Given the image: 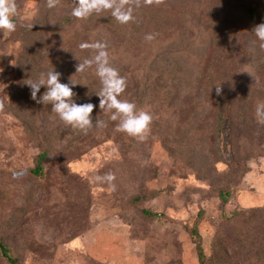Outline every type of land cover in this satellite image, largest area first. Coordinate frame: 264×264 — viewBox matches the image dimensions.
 Listing matches in <instances>:
<instances>
[{
	"label": "rangeland",
	"instance_id": "obj_1",
	"mask_svg": "<svg viewBox=\"0 0 264 264\" xmlns=\"http://www.w3.org/2000/svg\"><path fill=\"white\" fill-rule=\"evenodd\" d=\"M255 1L165 0L160 6L135 8L128 24L93 18L63 36L68 40L65 46L38 48L32 65L25 56L31 47L26 44L22 49L21 39L40 45L38 35L41 39L47 31L39 26L42 18H53L52 28L58 17L71 13L73 5L60 0L50 9L47 0H16V30L0 33V240L8 241L22 264H200L187 231L191 226H197L207 254L218 264H264V151L259 147L232 168L234 151L223 149L229 143L228 130L214 135L213 118H204L205 112L177 132L175 127L167 129L173 142H164L153 126L142 142L101 138L95 144L88 139L68 147L71 132L50 105L31 98L26 84L51 67L59 72L62 66L67 68L68 80L60 77L61 83L70 84L72 78L77 83L73 90L87 83L96 85L98 90L91 88L97 96L101 84L95 69L75 73L78 60L92 55L79 45L102 41L107 43L111 66L120 75L126 73L130 87L133 70L142 76L157 69L145 67L156 57L163 66L168 59L177 62L187 81L200 85L214 32H225L230 26L225 53L231 61L225 67L243 82L249 77L264 85L260 67L264 49L244 11ZM258 22L264 23V18ZM28 25L33 26L29 34ZM148 34L155 39L145 40ZM150 85L157 84L151 81ZM42 88L38 97L44 93ZM157 90L152 86L153 93L138 106L152 115V121L167 105ZM76 99L84 104L80 97ZM170 120L164 122L172 125ZM47 133V141L52 140L50 155L44 174L36 177L31 170L48 146ZM107 174L114 179H99ZM224 189L231 193L225 203L219 198ZM77 190L84 200L74 198ZM130 195L141 198L126 203ZM143 210L155 216L144 218ZM0 264H9L1 254Z\"/></svg>",
	"mask_w": 264,
	"mask_h": 264
},
{
	"label": "trees",
	"instance_id": "obj_2",
	"mask_svg": "<svg viewBox=\"0 0 264 264\" xmlns=\"http://www.w3.org/2000/svg\"><path fill=\"white\" fill-rule=\"evenodd\" d=\"M62 1L66 4H71L74 6L73 0ZM255 2L256 3L254 4L245 6L244 10L245 14L252 22L253 28L259 24V18H264V0H257ZM106 17H109L114 24H117V21L111 17L110 12H102L100 14L93 13L91 17L86 20H76L70 14L62 15L57 18V24L51 28V21L53 18H51L49 15H45L44 18H42L39 26H44L47 31H44L45 33H43L41 39L39 35L37 39L42 43L36 46L35 44L28 43V39L25 37V40L21 39V47L23 49L25 46H27L26 44L31 47L29 53L25 56L32 61V65H35L32 59L33 57L36 58V55H38V48L41 50H54V47L57 44H59V47L65 46L68 43V40L65 39L68 32L74 30L77 31V29L80 27L83 28V22L88 24V22L93 18H96L99 20V22L104 23ZM30 30L31 29L29 27L28 34ZM231 31V27L228 26L225 29V32H220L219 30L214 32L215 39L210 46L208 59L205 61V65L201 68L199 77L201 83L200 85H192V82H188L186 79V74L183 73V71H185L184 68L177 67V62L172 64L168 59V61L166 60V65L163 66L161 59L156 57L149 61L148 65L145 67L157 69H153L148 73H144L142 76H140L139 71H135L136 69L133 70V77L130 78L133 86H131V88L129 86V81L126 80V90L119 98L135 103L137 105V109L139 110L138 106L142 102L143 98L147 94L153 93L152 86L154 90L157 87V95H159V97H164L167 105L166 107H163L162 110L158 108L160 113L152 121L150 128L152 130V127L154 126V131H157L161 136H163L162 140L166 143L175 141L174 137L168 132L167 129L175 127V132H177L178 129L182 128L185 124L191 125L192 122L197 119V117L200 118V115L205 112L204 118H213L211 119L212 124L210 127L213 129L212 133L214 135L216 133L214 131H218L219 134L222 135V133L225 132L224 128L228 130L227 134L229 143H227V145H223V149L225 152L233 149L234 153L231 152L232 161H230V165L232 168H238L239 165L237 163L248 159L249 157L246 158L247 155H254L253 151L251 150H253L255 147H259L260 150L264 151V124L258 123L255 116L256 105L259 102L264 101V85H261L260 83L257 85L249 81V77L248 80L243 82V80L239 78L240 76L234 70L229 67H225V65L229 64L231 61V59H229L225 53L226 45H228V38H231ZM63 36L66 37L63 38ZM63 40L64 44L61 43ZM262 64H264V57L260 63V67L264 68V65ZM53 69L56 70V67H51V70ZM150 72H154L156 74L152 75ZM59 73L61 74V78L68 80V78L65 77V74L67 75L66 67L61 66ZM121 76L125 79L127 77L126 73L124 72H122ZM138 77H140L139 81ZM151 81H154V83L157 85H150ZM64 83L67 82L64 81ZM218 85H220L222 88V92L219 95L216 92V86ZM91 87L95 89L96 85H89V83H87V85H84L82 88L84 89L83 91L78 85V87L73 90V97H75V100H77L76 98L80 97L84 104H94L96 107L92 113V119L94 114L95 117L100 115V117L97 116L96 118L102 119V121L107 119L105 120L106 126L97 128L94 125L87 132V134H84L79 130L68 131L70 128L66 127V131L71 132V144L69 146L67 144V146H78L88 139L95 144L99 142L101 138H113L115 141H119L118 143H121L119 138H122L123 141L125 140L127 142L135 141L133 137L128 135L125 137L126 133L115 130L118 121H111L108 118V115H105V113H103V111L99 108V97L94 96V91ZM46 90V87L43 86L42 91L45 92ZM88 100L91 102H87ZM80 104L83 103L80 102ZM49 105V107L52 109V105ZM166 110L169 112H165ZM55 116L57 115L55 114ZM165 119H171L170 122L172 125L169 124V121L164 122ZM95 122L96 120L94 118L93 123L95 124ZM104 128H108V131L103 132L105 130ZM48 134L49 133H47L45 137L46 141ZM49 141L51 142L52 140ZM49 141H47V148L37 155L35 167L31 170L33 175L36 177H42L44 174L45 162L50 155ZM248 145L251 146V149L247 148ZM242 165L245 166V164ZM74 196L76 200L78 197L81 200H84V196L80 190H77ZM230 196L231 193L229 190L224 189L219 192V198H221L224 203L229 200ZM140 198L141 196L139 195H130L128 200H126V203H136ZM77 206L78 210L82 209L81 204H77ZM142 215L144 218H151L155 216V213L148 210H143ZM236 215H242V213H236ZM187 231L195 244L199 263L218 264L216 259H211L207 254L202 235L197 226H191L187 229ZM0 254L6 258L9 264H22L20 258L14 255L10 244L5 240L4 237H2L0 240Z\"/></svg>",
	"mask_w": 264,
	"mask_h": 264
},
{
	"label": "clouds",
	"instance_id": "obj_3",
	"mask_svg": "<svg viewBox=\"0 0 264 264\" xmlns=\"http://www.w3.org/2000/svg\"><path fill=\"white\" fill-rule=\"evenodd\" d=\"M60 0H47L48 8H55ZM165 0H73L70 15L76 20H86L93 13L110 12L111 17L120 24H128L134 18L135 8L142 6H160ZM18 6L16 0H0V33L8 35L16 30L15 20L18 18ZM28 27L33 28L32 25ZM260 42L259 47L264 49V23L258 24L252 31ZM155 35L148 34L145 40L152 41ZM81 50H91L90 58L78 60L76 73H84L88 69H95V75L99 78L101 88L96 95L99 97V108L108 115L111 121H118L116 131L126 133L128 136L144 141L150 132L152 115L142 109L138 110L137 105L128 100H122L119 97L125 92L127 82L117 69L111 66L110 57L107 51V43L96 41L93 43H81ZM13 63V61H12ZM13 65H15L13 63ZM250 73V72H248ZM251 74V73H250ZM61 74L54 69L46 74L41 73L40 77L33 81L31 79L26 83L31 90V98L38 104L45 106L51 104V111L55 113L63 125L72 131L79 130L87 132L95 125L97 128L106 126V122L98 119L93 123L92 113L96 107L92 103L77 104L73 100V87L77 83L70 78V84L60 82ZM45 86L46 91L38 97L41 87ZM216 92L219 95L222 92L220 85L216 86ZM3 105L0 104V108ZM255 116L257 122L264 124V101L256 105ZM113 180L114 176L107 174L103 178Z\"/></svg>",
	"mask_w": 264,
	"mask_h": 264
}]
</instances>
